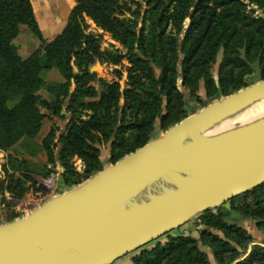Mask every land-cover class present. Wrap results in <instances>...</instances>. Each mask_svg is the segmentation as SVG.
<instances>
[{"label":"trees","instance_id":"1","mask_svg":"<svg viewBox=\"0 0 264 264\" xmlns=\"http://www.w3.org/2000/svg\"><path fill=\"white\" fill-rule=\"evenodd\" d=\"M143 1L147 6L143 11L141 1L130 0V4L124 0L75 1L63 29L43 49V57L37 53L41 65H33L27 94L19 103L8 130L10 146L33 151L34 155L40 149L45 153L46 162L38 167L16 152L9 153L2 165L4 178L0 179V192L15 194L22 182L30 180V173L48 178L57 160L64 168L61 174L64 185L76 186L103 168L100 145L110 146L108 162L114 164L153 139L157 120L158 128L166 130L187 117L183 94L175 79L178 62L183 71L182 85L193 92L204 79L207 98L228 95L245 86L244 78L250 73L252 63L258 64L260 78L264 79V0ZM57 2L65 19L71 1ZM47 4L44 0H0V69L23 62L14 43L21 26L33 37L41 36L40 28L52 34L62 26L60 16L51 22L52 11L47 10ZM251 5L261 8L263 15L254 16ZM140 16L142 26L137 29ZM187 18L189 25L184 29ZM86 19L125 50L128 70L135 72L134 81L127 88L121 90L118 81H101L90 71L96 63L117 65L120 58L113 46L102 48L98 38L86 31ZM220 50L224 58L219 76L210 78ZM51 70L57 71L60 81L47 82L46 75ZM91 77L98 80V91L87 87ZM71 83L75 85L74 91L69 90ZM63 107L70 118L59 139L56 157L52 127L40 145L33 140L46 117L42 110L63 118ZM74 157L83 163L77 177H71L68 171ZM236 200L242 201L230 207L243 216L257 219V227L264 232V183L197 215L203 226L200 239L211 247L218 264L237 260L238 253L231 242L245 246L252 240L247 231L227 220L231 214L227 204L234 205ZM210 229L223 233L225 239ZM162 237L165 243L157 239L152 248L135 253L134 264H210L195 238L171 232ZM237 264H264V246L252 245L248 257Z\"/></svg>","mask_w":264,"mask_h":264},{"label":"water","instance_id":"2","mask_svg":"<svg viewBox=\"0 0 264 264\" xmlns=\"http://www.w3.org/2000/svg\"><path fill=\"white\" fill-rule=\"evenodd\" d=\"M189 19V18H188ZM264 100V80L213 100L114 164L0 225V264H112L264 183V118L203 135ZM61 116L70 118L65 107ZM210 172L139 208L119 206L164 172Z\"/></svg>","mask_w":264,"mask_h":264},{"label":"rangeland","instance_id":"3","mask_svg":"<svg viewBox=\"0 0 264 264\" xmlns=\"http://www.w3.org/2000/svg\"><path fill=\"white\" fill-rule=\"evenodd\" d=\"M37 1H41V0H37ZM48 1H51L50 2L51 4L50 5L47 4L46 7H47V10L52 11L51 12V16H52L51 18L54 19V18L60 16L61 22H64L65 21L64 16L61 15V12H59V10H58L59 6H58L57 0H48ZM70 1H71V4L74 6L76 0H70ZM124 1H126L127 3L130 4V0H124ZM134 1H141L142 2V7H141L142 11L147 8L146 1H143V0H134ZM131 7H132V9H134V7H135L134 4H131ZM249 8L254 10V16L260 17L263 15V10L257 6L251 5ZM125 16L130 17L129 13H125ZM188 25H189V19L187 18L184 22V29L187 28ZM85 26H86L87 32L92 33L93 35H95L98 38L99 43H100L102 48L108 49V48H111V46H113L114 49L117 51V54L119 55V58H120V63H118L117 65L100 64V66L96 65L95 69H94V66H92L90 68V70L92 69L91 71L95 72L101 81H107V82L118 81L120 84L121 90L127 88V85L134 81L133 77L135 75V72L134 71L130 72L128 70L129 65H128L127 60L125 58V53H126L125 50L122 49L120 44L118 42L114 41V39L108 33H105L102 30H100L99 28H97L91 20L86 19L85 20ZM141 26H142V16H140L137 19V29H140ZM57 31H55V32H57ZM55 32H53V33H55ZM105 34L109 35V37H107ZM30 36H31V34L27 30V28L25 26H21V37H22V39L29 38ZM223 58H224V52H223V50H220L218 52L216 62L213 65L211 72L209 74L210 78H216L217 76H219V66L223 62ZM250 68H251L250 73H248V75L245 76V78H244L245 86L240 87L239 89L244 88L246 86H249L251 84H254L256 82H259L261 80H264V79L260 78L259 66L257 63H252L250 65ZM176 72H177V74H176L175 79L177 81V85H178L179 89L181 90V92L183 94V100H182L184 103L183 106H184V110L187 112L188 115L199 111L201 108L208 105L213 100L218 99V98L223 97V96H226V95H220L217 98L216 97L215 98H207L204 79H201L199 81L196 89L193 92H191L188 88H186L182 85L183 71H182V67H181V62L177 63ZM53 74L56 76V72H54ZM87 86L90 88H94L97 91L100 88V85H98V80L95 78H92V77L88 78ZM239 89H237V90H239ZM69 90L70 91L75 90L74 83H71L69 85ZM237 90H235V91H237ZM235 91H232L231 93H233ZM120 105L121 106L123 105L122 101H121ZM163 107H164V105H163ZM65 110H66V108H65ZM65 120H67V119L64 117L62 119L57 118L56 122L59 123L58 131L60 130V128L63 127V125H65L64 124ZM229 123H230V125H234V127H238L237 123H233L230 121H229ZM158 125H159V122L157 120L155 131L152 134L153 139L161 137L165 132V130L159 129ZM57 141H58V134L56 133V135L54 137V142L56 143ZM100 150H101L100 159L102 162V167H107L110 165V163L108 162V158L110 156V146L107 144L100 145ZM13 152H16V149ZM70 166L72 168L68 171H69V174L71 175V177H77V175L81 174L82 171L79 173L74 171L71 161H70ZM59 171H57L56 169L55 170L53 169V173H57ZM62 171H64V169ZM40 185H41V188H40L41 197H45L46 193H48V196H46L45 199H43V203L46 200L64 192L63 191L61 193H55L54 184L50 188H45L43 185V180H40ZM72 187H74V186H72ZM69 189L70 188L67 187V189L65 191H67ZM246 199L248 200V198H246ZM241 201L242 200H236L235 202H233L234 205L227 204V206H228V208H230V212H231L230 217L227 218V220L230 224L235 225V226L247 231V233H249L251 235L252 240H251V243H249L248 245H245V246H237L233 242H231L233 247L236 248V251L238 253V255H237L238 258H237V260H235L229 264H237L240 261H244L248 257V255L251 251L252 245L264 246V232L257 227L258 220L254 219L252 217L243 216V215H241V214H239L233 210L232 207L236 206ZM230 206H232V207H230ZM25 215H23V216H25ZM199 221H200V219L197 218V216H196V217L192 218L189 222L184 224L183 226H180L176 230H173L171 233L173 235L183 234L184 236H191L192 238H195L197 240V245H198L199 250L207 255V257L210 261V264H218V262L215 260L213 254H212L211 247L204 245L200 239V231L203 229V226L199 224ZM210 232L217 235L221 239H225L223 233H221L219 231L210 229ZM159 240L161 243H165V237H161V238H159ZM155 241H157V240H155ZM153 246H154V241L145 245L144 247H142L140 249H143L146 247L152 248ZM140 249L116 260L112 264H134L133 256ZM224 260H228V258H226V256H224Z\"/></svg>","mask_w":264,"mask_h":264},{"label":"crops","instance_id":"4","mask_svg":"<svg viewBox=\"0 0 264 264\" xmlns=\"http://www.w3.org/2000/svg\"><path fill=\"white\" fill-rule=\"evenodd\" d=\"M44 1H46V3L49 5L51 4V1ZM38 2H42V0ZM72 6L73 5L71 4L61 28L55 33H46L39 26L41 30V36H30L29 38L22 39L20 27V32L14 39V43L18 47V52L21 55L23 62L20 65L9 69H0V179L4 178L2 165L5 163L6 156L9 153L13 154L15 149L16 153L19 154L20 157L26 159L29 163H32L38 167H42L46 162V156L42 150L39 149L37 154L34 155L33 151L31 152L18 146H10L7 136L15 111L19 103L27 94L29 83L28 79H30L33 75L32 67L33 65H41V62H39L37 59V53L39 52L40 57H43V49L48 46L53 38L63 29ZM51 22L54 23L55 18H51ZM96 65L100 66L99 63H96L93 65L94 69L96 68ZM54 72H56V76L53 74ZM46 80L47 82H58L60 81V77L57 71L51 70L49 73H47ZM42 95L46 97L45 94L42 93ZM42 113L45 114L46 117L42 120L39 132L33 142L36 145H40L42 139L47 135L50 128L52 127L54 134H58V141L56 143L53 139V142L57 147L55 149V155L57 157L60 146L59 139L64 132L65 125H63V127L58 131L59 123H57L56 120L57 118L62 119V117H53L45 110H42ZM66 121L67 120H65L64 124H66ZM75 159L78 158L74 157L71 159L72 164ZM53 169H56L57 171L60 170L56 173L54 190L55 193H61L67 189V186L64 185L61 179V174L63 172L62 170L64 168L57 160ZM29 176L30 180L22 182L15 194H9L6 191L0 192V225L11 221L10 218L12 217L16 219L31 212L34 208L41 205L43 203V199L48 196V193H46L45 197H41L40 195V180L43 179L33 173H30Z\"/></svg>","mask_w":264,"mask_h":264},{"label":"bare ground","instance_id":"5","mask_svg":"<svg viewBox=\"0 0 264 264\" xmlns=\"http://www.w3.org/2000/svg\"><path fill=\"white\" fill-rule=\"evenodd\" d=\"M263 118L264 100L255 103L251 107L240 112L238 115L216 124L205 131L203 135H215L234 129V125H230L229 121L237 123L238 126H245ZM209 175V171L191 167L180 168L172 173L164 172V174H161V176L158 177V180L148 184L136 195L130 196L124 200L117 211L126 212L150 204L159 197H166L171 193L182 190L188 185L190 180H205Z\"/></svg>","mask_w":264,"mask_h":264},{"label":"built area","instance_id":"6","mask_svg":"<svg viewBox=\"0 0 264 264\" xmlns=\"http://www.w3.org/2000/svg\"><path fill=\"white\" fill-rule=\"evenodd\" d=\"M72 166H73L74 171L76 172H81L83 169V163L80 159H75V161H73ZM55 178H56V173H51L48 178L43 179L44 187L50 188L54 184Z\"/></svg>","mask_w":264,"mask_h":264}]
</instances>
